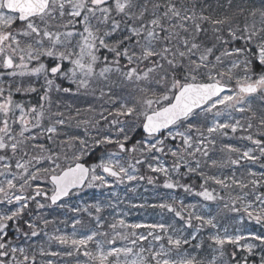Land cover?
Segmentation results:
<instances>
[{
	"label": "snow or ice",
	"instance_id": "obj_1",
	"mask_svg": "<svg viewBox=\"0 0 264 264\" xmlns=\"http://www.w3.org/2000/svg\"><path fill=\"white\" fill-rule=\"evenodd\" d=\"M0 264H264V0H0Z\"/></svg>",
	"mask_w": 264,
	"mask_h": 264
},
{
	"label": "rangeland",
	"instance_id": "obj_2",
	"mask_svg": "<svg viewBox=\"0 0 264 264\" xmlns=\"http://www.w3.org/2000/svg\"><path fill=\"white\" fill-rule=\"evenodd\" d=\"M151 193L149 192V193H146L145 195H150Z\"/></svg>",
	"mask_w": 264,
	"mask_h": 264
}]
</instances>
